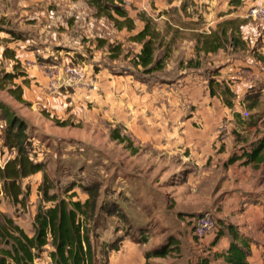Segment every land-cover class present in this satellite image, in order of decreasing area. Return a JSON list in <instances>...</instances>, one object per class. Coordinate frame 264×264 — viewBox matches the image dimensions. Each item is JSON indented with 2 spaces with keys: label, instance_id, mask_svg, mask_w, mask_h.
Masks as SVG:
<instances>
[{
  "label": "rangeland",
  "instance_id": "rangeland-1",
  "mask_svg": "<svg viewBox=\"0 0 264 264\" xmlns=\"http://www.w3.org/2000/svg\"><path fill=\"white\" fill-rule=\"evenodd\" d=\"M260 1L243 0L234 9L244 20L240 43L228 40L224 49L198 57L196 35L226 20L233 11L230 0H125L123 8L135 20L133 32L118 29L89 0H0V30L6 34H0V77L18 74L1 83L0 104L26 122L33 155L44 166L23 180L29 192L23 204H14L0 187V213L33 236L39 206H52L42 188L60 200L84 202L86 188L97 186L98 207L89 221L97 264L123 259L129 264H200L196 259L209 246L225 250L231 241L226 227L239 229L249 201L241 202L232 192L242 179L229 175V158L237 155H225L232 132L228 112H206L205 96L224 62L239 61L242 72L252 71V65L264 68V21L249 15ZM140 14L161 32L155 58L164 57L163 68L150 73L136 65L142 46L130 40L144 28ZM32 50L35 62L58 63L61 86L57 91L35 88V94L28 90V101L21 104L11 90L17 85L26 90L24 85L39 78L30 73L29 80L25 68ZM67 63L87 75L72 87L63 83L61 67ZM263 90L261 82L252 89L247 104L255 108L248 107L244 124L263 115ZM5 128L0 121V136ZM11 153L0 138L1 167ZM253 168L257 172L248 179L264 186V167ZM203 213L216 218L218 230L202 246L205 238L194 236L193 224ZM120 238V250L110 251ZM163 246H168L165 257L146 259L147 252ZM51 250L47 246L35 263L51 264Z\"/></svg>",
  "mask_w": 264,
  "mask_h": 264
},
{
  "label": "trees",
  "instance_id": "trees-1",
  "mask_svg": "<svg viewBox=\"0 0 264 264\" xmlns=\"http://www.w3.org/2000/svg\"><path fill=\"white\" fill-rule=\"evenodd\" d=\"M100 15L114 21L118 29H127L133 32L136 29L135 20L129 12L123 8L125 0H89ZM243 0H230V6L234 9L241 7ZM116 14L123 20L116 18ZM140 14L139 18L145 22L144 28L134 34L130 40L142 46L136 57L137 66H141L146 73L161 70L164 57L156 60V41L161 37V32L156 30L150 20ZM244 20H225L217 25L216 30L199 32L196 35V54L216 53L225 47L228 40L240 43L242 25ZM1 31V30H0ZM242 42V41H241ZM114 49L120 48L114 47ZM117 51V50H116ZM7 53V51L5 52ZM6 55V54H5ZM7 57V55H6ZM12 54L10 58H13ZM9 58V57H8ZM264 61V56L261 58ZM260 59V60H261ZM190 63H193L191 60ZM199 65L198 61H196ZM198 67V66H197ZM18 74L6 73L0 77V86L6 79L14 80ZM12 95L19 103H25L24 90L17 85L11 90ZM210 94L223 98L226 106L232 108L235 95L225 83L212 79L210 81ZM249 95L246 97L248 102ZM259 97L256 96V99ZM251 99V98H250ZM250 109L254 106H247ZM0 121L6 123L0 138L3 145L14 152V156L3 166H0V187L5 195L14 204H23L29 192H24L22 182L24 179L43 171V164L38 162L33 155V144L26 122L13 112L7 105L0 104ZM250 152H244L242 158H246L245 165L259 166L264 164V138ZM237 157L230 158L233 163ZM44 192V200L52 203V206H39L34 219V235H28L14 220L0 213V264H36L35 261L47 246L52 248L49 253L51 264H97V253L91 237L89 221L96 215L98 207L99 188L97 186L86 188L88 198L84 201H67L58 199L57 195L49 194L48 188L41 189ZM72 198V197H71ZM231 236L230 245L225 254L227 264H250V245L248 239L240 233L234 225L226 227ZM225 232H221V235ZM122 239L112 243L110 251H119ZM168 246L147 252L146 259L152 257H165Z\"/></svg>",
  "mask_w": 264,
  "mask_h": 264
},
{
  "label": "crops",
  "instance_id": "crops-1",
  "mask_svg": "<svg viewBox=\"0 0 264 264\" xmlns=\"http://www.w3.org/2000/svg\"><path fill=\"white\" fill-rule=\"evenodd\" d=\"M168 4L172 5L173 3L168 2ZM231 9H233V11L226 15L224 20H232L242 17L237 10L234 11L233 7H231ZM4 32L5 31L2 30L0 34L5 36L6 34ZM9 33L14 34L12 31H9ZM8 47L9 49H12L13 46H11V44H8ZM2 51L3 50L0 49V53H2ZM34 52L35 51L32 50L30 51V54L28 53V56H26L29 57L27 58V60H30H28V65L25 68H29L30 70L28 73H31L34 77L35 74H38L39 78L37 77V80H31L33 79V76L30 74L29 80H31V84L29 82V85H24L26 89L24 90L25 101H28V90L33 92L35 91V94L38 93V90H36L37 88L40 90H44V86H47V89H49L50 78L46 76L45 72L41 68H39V63L35 62L36 57L32 56L34 55ZM15 57L16 59L19 58L18 56ZM54 64L57 65L58 63ZM240 65L241 64L239 63V61L236 60L224 62V64H222V66L218 68L220 75L215 77L221 84L225 83L226 85H228L231 91L234 93L235 97L234 99H232L234 106L232 108L226 106L223 102V98L219 96V94L212 96L209 91V94L205 96L206 100L209 101V107L206 108L205 111L228 112V122L230 124L229 128L230 130H232V132H230L231 137L228 140V144L226 146L227 151L225 155L227 157H230L233 153L236 154V157L238 158V160L230 165L229 175L236 176L239 177V179H242L237 188H235V190H232V192L237 191L235 194L240 198L241 202L247 201L246 199H248L249 201L248 208L244 211L245 215H243V220L238 223V230L249 241L250 255L247 258L249 263L264 264V207L261 206L264 203V186H256L255 184H252L253 182H250L248 176L249 178H251L250 176L253 174L255 175L257 171L254 170L253 164L242 165L246 161V158L241 159L244 152H250L257 146L256 144H253L256 143L259 139L264 138V112H261L263 115L259 120H257V122H253L252 125L244 124L243 122H241L245 119V117L243 116L244 111L248 110L246 97L252 93V89L256 87L258 82L264 83V68L261 69L258 66L252 65V71L242 72ZM44 81H46L45 85L42 83ZM36 82H39V85L35 86ZM210 103H213V105H210ZM239 138L241 139V141L239 140ZM259 166L260 168L264 167V164H261ZM223 187L225 188L226 186L224 185ZM246 187L248 188L246 189ZM224 188H222L223 190L221 191H225ZM242 189H244L243 192H240ZM243 198H245V200ZM213 237L214 236L212 235L207 236L203 240L202 246L204 244L207 245L208 243L212 242L214 239ZM229 245L230 242L226 244L227 248L225 250L223 249L220 251H217L214 247L208 245V248H211L213 252L208 249V252L206 254H203V258L200 260L197 258L196 261H200V264H222L225 260V257L221 255L226 253ZM210 252L214 253V258L213 256H209ZM217 252H219L218 254H220L219 257H216ZM123 261L112 262L111 260L109 264H129L127 263V261H125V259H123Z\"/></svg>",
  "mask_w": 264,
  "mask_h": 264
},
{
  "label": "built area",
  "instance_id": "built-area-1",
  "mask_svg": "<svg viewBox=\"0 0 264 264\" xmlns=\"http://www.w3.org/2000/svg\"><path fill=\"white\" fill-rule=\"evenodd\" d=\"M249 15L253 18H257L264 21V0H261L257 6L251 9ZM39 68H41L46 76L50 78L49 80V88L51 90L57 91L59 87V80L61 79L58 74L59 66L56 64L44 65L39 64ZM61 72L64 75V82L67 86H71L77 81H81L87 77L85 75V71L78 66L71 67L68 63L63 64L61 67ZM64 84V85H65ZM61 86V85H60ZM245 118L250 117V113L248 110H245L243 113ZM12 155V153H11ZM12 156H8L6 160H4V164H6ZM218 230V223L216 218L210 213H203L199 215L193 224V234L195 237L199 239L206 238L207 236L213 234Z\"/></svg>",
  "mask_w": 264,
  "mask_h": 264
}]
</instances>
